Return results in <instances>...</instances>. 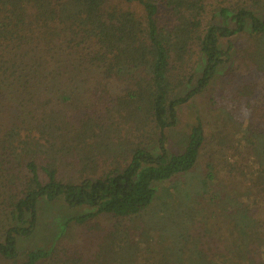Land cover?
I'll list each match as a JSON object with an SVG mask.
<instances>
[{"label": "trees", "instance_id": "16d2710c", "mask_svg": "<svg viewBox=\"0 0 264 264\" xmlns=\"http://www.w3.org/2000/svg\"><path fill=\"white\" fill-rule=\"evenodd\" d=\"M243 33L248 42L236 49L231 38ZM233 52L247 73L234 68L219 84ZM68 58L96 73L74 104ZM197 65L194 88L176 95ZM113 82L120 87L112 93ZM201 93L224 157L219 166L207 162L192 192L211 191L205 186L216 183L219 168L235 175L245 162L241 201L216 191L210 202L229 225L230 264H264V223L253 214L264 207V0H0V260L19 256L18 239L35 231L41 199L87 208L69 219L77 225L102 214L114 222L89 227L92 248L31 250L19 264H141L143 252L153 260L149 230H159L162 244L166 229L125 220L167 196L168 187L157 195L160 183L179 192L186 179L170 181L198 162L206 141L200 118L182 152L167 144L178 108ZM163 208L172 211L168 202ZM169 239L160 264H217L185 249L184 231Z\"/></svg>", "mask_w": 264, "mask_h": 264}, {"label": "rangeland", "instance_id": "374dc122", "mask_svg": "<svg viewBox=\"0 0 264 264\" xmlns=\"http://www.w3.org/2000/svg\"><path fill=\"white\" fill-rule=\"evenodd\" d=\"M248 39V35L243 33L238 36H233L231 38V43L236 49H240L246 45ZM69 59L70 58L67 59L68 62L64 65H67L72 70L73 80L68 82V84H71V89L74 90L71 96L73 100L72 102L70 101V103L74 104L77 101L73 94L85 96V91L93 85L96 73L93 72L91 67L80 66L77 62L72 64ZM198 65L201 66V63L199 62ZM198 65L197 69H195L196 71L194 72L193 79L184 81L183 86L178 90L176 95L182 96L194 88L201 70V67H198ZM234 68L235 71L233 72L236 74H239L237 70L243 71L245 74L247 73L246 66L240 64V62L238 63L237 54L235 52H233L230 62L220 67V79L218 80V83L221 84V82H224L227 79L226 77L228 74L232 72ZM74 85L76 86L75 89L72 88ZM119 87L120 84L118 82H113V85H110V90L111 92L112 89L118 91ZM44 88L50 89L45 90L49 93H51V90H54V88L51 89V85L45 84ZM212 97L216 98V96ZM82 108V105L77 109L75 108L79 115L80 112L83 111ZM80 109L82 110L80 111ZM196 118H200L203 123L206 141L195 167L187 175L174 177L170 181V183H173L178 178L186 179V181H182L179 187V192L181 193L176 190L172 193V189L169 188L170 184L164 182L160 183L158 185L157 195H162V192L164 193L165 190L164 188L168 187L166 191L167 196L162 198V200L158 197V199L152 203L153 205L151 204V206L145 210V214L125 220V224L132 227L148 223V226L163 227L166 229L163 232L166 240L163 241L162 244L157 239L160 233L159 230H149L154 238V240H151L148 244L153 260H145L148 255L143 252L144 255H141V261L139 260L141 264H160L158 255L159 247H169V238L173 236V232L179 235L181 230L184 231L185 236L188 237L189 240H183L180 242L183 243L185 241L184 248H187V250L190 249V252H192V249L194 248L197 249V251L201 250L217 264H230L233 259L229 225L225 218L218 213L216 204H213L215 202L210 201L211 198L215 196L216 191H221L219 197H221L222 193H225L232 195L235 202L239 203L241 201L244 192H246L245 187L242 184L245 175L244 173L246 172L244 165L245 162H241L243 164L242 169L239 170L240 173H236L235 175H231L219 168L217 171L216 183L214 185L207 184L205 186L206 188H211V191H200L199 193L192 192V188L199 186L201 178L207 173V169H205L207 162H213L219 166L222 164L224 157V155L216 148L215 142L211 138L214 127L213 119L206 104V93L195 95L191 100L178 108L177 125L171 130V137L168 139L167 144L170 152L173 154H179L182 152L181 150L183 149L189 135L190 127L195 123ZM156 153L157 148L154 151V154ZM186 191L187 194L183 196L182 192ZM169 197H171V199H169ZM247 198L248 200H253L251 196H248ZM164 202L170 203L172 211L174 212L166 211L169 209L163 208ZM37 206V227L35 231L30 236L18 239L19 256L17 258L0 260V264H19L24 260L26 252L31 250L46 249L51 251L52 248L61 246L70 250L83 244L92 248L93 246L90 245L88 241L95 237L96 232L91 231L89 227L96 225L99 228L96 229L101 231L110 227L114 222L111 216L102 214L95 217L93 220H90L85 225H77L75 222L69 221V219L89 210L87 208L70 209L61 200L48 201L41 199ZM150 209H152V211L149 213ZM154 210L157 211L154 212ZM182 213H186L190 217H184L183 219V216H181ZM177 214H179V220L183 219L182 229L178 222ZM253 214L261 224L264 223L263 203H258L253 207ZM159 215L163 218L159 217L157 224L150 222L151 219H155V216ZM163 220L164 222L166 220L167 223H171L165 225L162 222ZM194 237L196 238L193 239ZM176 243L178 246L180 245L179 242ZM88 252H90V250ZM163 261L164 259L161 262Z\"/></svg>", "mask_w": 264, "mask_h": 264}]
</instances>
